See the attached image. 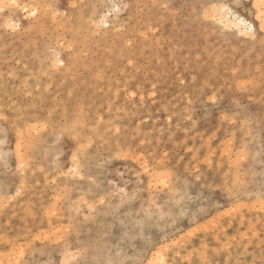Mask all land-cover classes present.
<instances>
[{
    "label": "rangeland",
    "instance_id": "rangeland-1",
    "mask_svg": "<svg viewBox=\"0 0 264 264\" xmlns=\"http://www.w3.org/2000/svg\"><path fill=\"white\" fill-rule=\"evenodd\" d=\"M263 4L0 0V264H264Z\"/></svg>",
    "mask_w": 264,
    "mask_h": 264
},
{
    "label": "bare ground",
    "instance_id": "bare-ground-1",
    "mask_svg": "<svg viewBox=\"0 0 264 264\" xmlns=\"http://www.w3.org/2000/svg\"><path fill=\"white\" fill-rule=\"evenodd\" d=\"M264 5V4H263ZM25 9L26 8H24V11H25ZM222 10V9H221ZM223 12V11H222ZM220 13L219 15H220V17H219V20L222 22V23H224L225 24V26H228L229 27V25L230 24H234V26L238 29V31L239 32H241V33H243V32H249L250 30H254L255 29V27H254V25L251 23V22H247L244 18H242V17H239L238 15H236V17H235V19L233 20L232 19V21L231 20H227L226 18H224L225 16L224 15H222V14H224V12L223 13ZM32 14V13H31ZM33 14H35V11L33 12ZM233 17H234V15H233ZM230 28V27H229ZM233 28V27H232ZM231 29V28H230ZM248 30V31H247ZM251 32V31H250ZM253 33V32H252ZM251 33V35H253Z\"/></svg>",
    "mask_w": 264,
    "mask_h": 264
}]
</instances>
